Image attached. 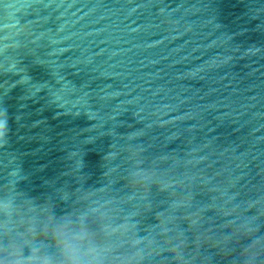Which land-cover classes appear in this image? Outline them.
Returning <instances> with one entry per match:
<instances>
[{"label":"water","instance_id":"1","mask_svg":"<svg viewBox=\"0 0 264 264\" xmlns=\"http://www.w3.org/2000/svg\"><path fill=\"white\" fill-rule=\"evenodd\" d=\"M0 259L264 264V0H0Z\"/></svg>","mask_w":264,"mask_h":264},{"label":"clouds","instance_id":"2","mask_svg":"<svg viewBox=\"0 0 264 264\" xmlns=\"http://www.w3.org/2000/svg\"><path fill=\"white\" fill-rule=\"evenodd\" d=\"M0 209L7 210V205L0 203ZM112 234V230L106 228V239L101 242L89 230L83 217L64 219L52 230L57 257L32 248L27 257L21 253L6 260L0 259V264H108V238Z\"/></svg>","mask_w":264,"mask_h":264}]
</instances>
